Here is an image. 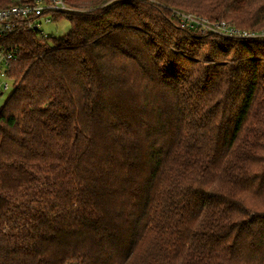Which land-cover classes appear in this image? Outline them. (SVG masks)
<instances>
[{
  "label": "trees",
  "instance_id": "obj_1",
  "mask_svg": "<svg viewBox=\"0 0 264 264\" xmlns=\"http://www.w3.org/2000/svg\"><path fill=\"white\" fill-rule=\"evenodd\" d=\"M35 0H0V10ZM20 26L0 110V264H264V0H65Z\"/></svg>",
  "mask_w": 264,
  "mask_h": 264
},
{
  "label": "built area",
  "instance_id": "obj_2",
  "mask_svg": "<svg viewBox=\"0 0 264 264\" xmlns=\"http://www.w3.org/2000/svg\"><path fill=\"white\" fill-rule=\"evenodd\" d=\"M70 10L65 0H35L0 10V95L6 93L10 95L15 89V81L11 77L10 69L17 55L13 49L2 47L4 40L22 25L41 33L42 21H50L54 13ZM49 14H52L51 17H48ZM174 15L178 17L184 28L200 33L210 32L233 39L264 37V31L240 29L227 21L212 22L205 17L179 11H174Z\"/></svg>",
  "mask_w": 264,
  "mask_h": 264
},
{
  "label": "rangeland",
  "instance_id": "obj_3",
  "mask_svg": "<svg viewBox=\"0 0 264 264\" xmlns=\"http://www.w3.org/2000/svg\"><path fill=\"white\" fill-rule=\"evenodd\" d=\"M52 14H49L48 17H51ZM71 28V24L67 18H63L60 20H53L50 21L44 20L41 22V33L42 35L47 38H62L64 37ZM9 97V93L4 95H0V110L5 105L7 99Z\"/></svg>",
  "mask_w": 264,
  "mask_h": 264
}]
</instances>
